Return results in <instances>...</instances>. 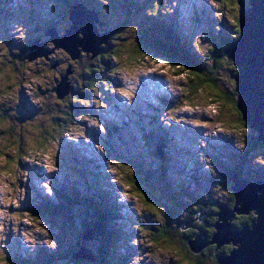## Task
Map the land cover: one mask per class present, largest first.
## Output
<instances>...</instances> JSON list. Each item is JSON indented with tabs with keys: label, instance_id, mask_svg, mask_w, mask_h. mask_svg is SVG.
Here are the masks:
<instances>
[{
	"label": "rangeland",
	"instance_id": "rangeland-1",
	"mask_svg": "<svg viewBox=\"0 0 264 264\" xmlns=\"http://www.w3.org/2000/svg\"><path fill=\"white\" fill-rule=\"evenodd\" d=\"M0 1V54L19 52L13 57L6 55L10 62L17 64L18 73L9 72L11 77L8 74L0 76V112L9 113L13 119V122L9 119L0 121V264H27L21 259L41 261L40 256L49 257L57 253L62 255V259L58 257L56 264H70V255L65 258L63 254L68 248L78 245V234L84 230L80 231L81 228L66 217L60 221L61 229L55 231L34 210L40 203L61 200L63 189L71 187V184V192L78 193L80 199L88 196L98 200V195L95 196L97 191H92L93 196H90L91 190L95 189L94 182H90L92 188L88 187V180H93L98 172L106 180L102 186L104 189H113L114 186L111 199L119 204L117 237L121 236V240L116 239L117 246L109 251L114 257L112 254L105 264H195L197 258L203 260L202 264H216L212 257L202 258L201 252L196 254L190 249L191 260L187 262L184 258L187 249H182V244L152 243L150 230L164 225L168 218L171 219L172 213L185 216V211L192 210L197 200L207 203L205 212L208 216L214 212L213 202L224 204L230 201L231 187L235 186V182L227 180L226 183L230 173L227 170L245 161L240 157L242 153L246 154L242 141L254 133L244 128L238 110L219 100L207 88L194 95L187 93L191 75L183 64L173 67L161 56L142 59V54H139L131 58V41L139 38V32L134 24L130 27V22L122 33L130 37L126 36L128 41L118 40L112 45L113 48L122 46L118 52L119 59L107 56L110 66L104 67L107 77L99 87L101 92L88 89L92 101L81 104L86 106L85 110H81L80 105L70 106V100L84 93L87 89L84 86L88 84L82 77L77 76L76 79L70 73L68 78L75 92L71 98L61 102L54 92L58 87L65 89L60 76L70 62L79 75L86 58L71 61L62 46H56L51 40V30L47 27L39 29V25L52 23L60 35L64 34L72 24L69 3L64 0ZM116 1L110 0L106 9L116 13L119 19L129 17L123 11L127 6L124 7L122 1ZM237 1L133 0L139 4L138 7L154 5V11L159 6V14L152 16L150 22L174 23L181 41L199 54L198 46L201 53H207L212 45L220 42L222 36L227 40L234 38V20L240 10ZM246 1L250 4V0ZM76 2L71 6L78 5ZM99 15L102 16L101 13ZM35 39H39L41 45L35 50L42 53L27 59L26 46ZM94 39V42L99 40L97 34ZM51 64L55 67L51 68ZM220 71L224 78H228L226 66ZM226 84L224 82L223 85ZM162 99L166 103L165 99L170 101L169 106H165ZM65 111L73 121L69 131L55 138L41 134L42 128L49 126L47 116L64 114ZM153 114L159 118L154 124L158 131L151 128L147 121L153 120ZM111 120L113 126L118 125L125 133L123 138L129 140L128 145L135 143L137 149L142 147L143 168L133 169L135 164L127 151L123 159L130 166L108 160L104 138L109 136L108 123ZM157 133L167 137V145L171 144L174 151L170 157L166 158L165 148L153 138L150 140L143 136L156 137ZM21 136L24 138L23 149L17 152ZM46 136L48 139H45ZM41 141L43 144L40 146ZM70 155L81 161L87 174L78 166L74 167L76 163L70 162ZM248 156L249 167L246 168L250 174L264 167L253 155ZM147 168L153 173L150 177L147 176ZM247 170L244 174L248 173ZM134 176L139 179V186L147 189L146 195L126 182ZM164 176L173 186L172 195L164 193L163 187L159 186ZM257 177L262 178L261 175ZM175 202L183 204L179 213L175 209L169 210ZM245 216L248 215H236L231 223L236 224ZM205 218L199 217V220L204 222ZM141 227H147L146 235ZM85 234L91 235L92 232L85 230ZM92 238L88 241L82 239L92 243ZM80 264L96 263L81 261Z\"/></svg>",
	"mask_w": 264,
	"mask_h": 264
},
{
	"label": "trees",
	"instance_id": "trees-1",
	"mask_svg": "<svg viewBox=\"0 0 264 264\" xmlns=\"http://www.w3.org/2000/svg\"><path fill=\"white\" fill-rule=\"evenodd\" d=\"M78 4L85 5L90 11L96 14V17L98 19L96 25L99 29L100 33H107L109 34L107 41L103 43L101 47V51L97 53L96 55L92 52H86L81 51L80 56L76 58L77 60L83 61V57H85V61H83V65L80 70V74L77 75V70L73 67L72 62L69 63L68 67L64 70L63 74L60 76V78H64L67 76V82L70 87V91L68 94H65L63 97H60L56 89H54L55 95L58 100H61L63 102L66 99H69L73 96V93L75 92L74 85L71 84L69 77V74L71 73L73 77L77 79V76L82 77V80L84 82H88L84 87L87 89L84 93H79L76 95L77 97L74 100H70L69 104L70 106L74 107H81V110H85L84 105L81 106L82 103H86L87 101L90 102L91 100V93L88 89H95V91L101 92L99 90V87L106 82L104 79L106 76V73L104 71V67L110 66V58H107V56L113 57L114 59H119L118 52L121 50L122 46L119 45L117 48H113L112 45L118 42V40L122 41H128L127 37L124 36L122 33L126 29V25L130 22V27L132 25H135V29L139 32V38L135 39L134 41H131L132 46H130V49L132 54L131 58H134L135 56H138L139 54H142V59L145 58H151L155 56H161L165 62L169 63L171 66L175 67L179 64H183L187 71H189L191 78L188 83V90L187 93H190V95H194L198 93L199 91L207 88L211 90V93L216 95V97L221 99L226 104L232 105L236 110V103H237V93H236V84H235V75L238 74L237 67L233 64V60L229 59L225 53V49L227 46H229L230 42L233 40L239 39L241 36L240 33V24H239V15L234 20L235 27L233 28L234 33L232 37L233 39L227 40L222 36V39L224 38V41L220 38V42H217L214 46L212 45L209 48V52L207 53H201V48L198 46L197 50L199 53H196L193 48H189L185 42L181 41V38L179 35L178 29L174 27L173 24H168L169 22L163 23L162 21L159 23H151V17L156 16L159 14V6L156 8V11H154V5L150 7L141 6L138 7L139 4H136V2H133V0H119L122 1L124 4L125 9L123 10L124 13H128V16H126V19H119L117 14H113L111 11L106 9V5L109 4L110 0H76ZM116 1V0H113ZM63 2L69 3L71 7V3L75 4V0H64ZM117 2V1H116ZM1 3V1H0ZM1 6V5H0ZM251 4H246V8H250ZM98 8H101L103 12H101ZM106 9V10H105ZM69 10V8H68ZM139 11V12H138ZM101 13L102 16L99 15ZM70 15V10H69ZM140 15V16H139ZM141 18H139V17ZM72 23V21H71ZM44 24L39 25V29L42 27H47L49 30L56 29L55 26H53L52 23L43 26ZM57 25V24H56ZM73 23L70 25L69 28L65 29L64 34H67V31L71 28ZM102 28V30H100ZM46 31V30H44ZM49 32V31H48ZM42 34H47V32H42ZM61 34V35H64ZM82 36V34H80ZM130 38V37H128ZM36 40V39H35ZM35 40H31L28 42L26 48L28 49L27 53V59L31 55V45L34 44ZM197 44V43H196ZM63 51L68 55L70 60H75V58L72 57V55L63 49ZM8 54L9 57H13L14 55L19 54L17 51H9L6 54H0V76L2 74H8V77H11L12 74L9 72L17 74L19 69L17 68V64L15 62H10V58L6 55ZM130 55V54H129ZM118 57V58H117ZM139 59H141L139 57ZM76 61V60H75ZM10 64V66L8 65ZM57 64V63H55ZM8 65V66H7ZM226 66V69L228 71V78H224L221 74V69H223ZM51 68H54L55 66L53 64L50 65ZM8 69V72H5V70ZM183 71L182 73H184ZM67 73V75H66ZM13 74V75H15ZM108 82V81H107ZM225 83V85H223ZM59 83V78H58ZM57 83V84H58ZM213 100V97L210 98ZM99 101V98H97ZM96 100V101H97ZM162 102L163 104H169L171 103L167 99ZM218 102V101H217ZM216 103V102H215ZM76 104V105H75ZM103 105V102H101ZM157 110V109H156ZM239 112V110H238ZM85 113V112H83ZM47 114V113H46ZM50 114V113H49ZM67 111L64 112V114H50V116H47L48 119V127H43L41 134L50 135L52 138H55L60 133H65L71 129L73 126V121L67 116ZM164 115V114H163ZM240 121L242 122V125L246 130L252 131L251 128H249L246 123L243 121L241 117V113L239 112ZM165 118V115H164ZM9 119V122H13L12 117L9 115V113L0 112V121H7ZM19 119H22L19 117ZM153 120L148 119V124L153 128L155 131H158V129L154 126V124H157V120H159L158 115L153 114L152 118ZM111 120L108 125L109 127V136L107 138H104V141L107 143V158L108 160H115L119 162V165L121 163H127L124 161L125 157V151L128 152L129 156L131 157V160H133V163L135 166L132 165L133 169L136 170L135 167L139 169L143 168L142 161L144 159L143 150L135 146L136 144H130L128 145L129 140H127L124 136V132L121 131L118 128V125L113 126ZM21 122V121H20ZM13 126V124H10ZM12 129H15V127H12ZM55 136V137H54ZM146 138L150 139L153 138L161 147L165 148L164 155L167 157H170V155L173 154V151L171 149V144H166V136L164 135H158L155 137L154 135L148 136L143 135ZM116 139H119V141H116ZM23 136L20 137V142L18 144V151L21 152L23 147ZM44 139V138H43ZM45 139H48V136H46ZM43 141L40 142V146L43 144ZM169 143V142H168ZM242 145L244 146L246 150V154H243L240 156L245 161H241L238 165L230 167L228 171L230 173L232 171H237L242 176L247 177L249 181H253L255 177L258 175H261L262 178H264V167L261 166L257 170H254V174H250V171L247 170L249 167L247 164V160H250L248 155H253L255 160L260 161L262 165H264V144L258 140V134L254 132L252 135H250L248 138L244 139L242 141ZM124 147H126L124 149ZM71 157L70 162L75 161L76 165H74L75 168L77 166L84 172L85 169H83V166L80 164V160L74 158L73 155H70ZM262 161V162H261ZM84 162V161H82ZM84 164V163H83ZM148 164V163H147ZM130 166V165H129ZM86 167H88V163L86 162ZM247 167V168H246ZM247 170L248 173L244 174V170ZM79 171V172H82ZM87 171H85L86 173ZM147 176L150 177L152 174L150 170L147 168ZM87 174V173H86ZM225 175V174H224ZM122 178H124L123 175H121ZM154 177V176H153ZM227 177V174L224 176ZM86 179V176L85 178ZM251 179V180H250ZM94 182L95 189L92 191H97L95 194L98 200H93L92 197L85 196V198H79L80 196L78 193L71 192L73 190V186L71 184V187H67L63 189V194L61 196V200H58L56 202L53 201H47L44 203H40L34 210L37 216L43 217L52 227L53 229L58 230V228L61 229L60 221L64 218L71 219V222H75L78 225V228L81 230H84L80 232L79 239L77 240L78 245H73L72 249L68 248V251L63 254V256L66 258L68 255H70V264H80V262H84L80 259H75L74 256L78 252V250L82 248H86L89 250V252L94 256L95 263L96 264H105L108 263L112 254L110 249L112 247V251L117 246L116 239L121 240V236L119 235V226H118V219H119V212H118V206L119 204L111 199L112 190L115 191V188L113 189H104L102 186L106 180H104L103 175L98 172V174H94V178L88 180V187H93L92 183ZM129 186L138 188L140 190L142 195H146L145 192L147 191L146 188H142L139 186L138 182L139 179L134 176L133 178H128L127 181ZM71 183V182H70ZM161 187H163V192L172 195L171 188L173 187L170 181L167 179V176H164L162 178V182L160 181ZM65 190V191H64ZM174 191V190H173ZM175 199V197H172ZM230 201L227 200L224 204L220 203L221 205H224L227 208L233 207L235 203V194L233 189L230 191ZM100 199V200H99ZM172 200V199H171ZM175 201V200H174ZM179 202V200H178ZM178 202H175L174 206L170 209H175L177 212L179 211V207H182ZM213 208V213L208 216L206 215V204L204 202H198L193 207L192 210L185 211L186 215L181 216L180 214H173L171 219H167V221L164 223L163 227L160 225V228L158 229H151V240L152 243H165L170 246H182V249H187L185 254V260L189 262L191 260L190 258V252L191 250L190 243L194 240H196L197 236L201 234L205 242H209L212 238L214 233L216 232L215 224L217 223L216 220V214L220 210L219 208V202L215 201ZM185 208V207H184ZM179 213V212H178ZM171 215V214H170ZM205 216L204 222L199 223L194 220H199L200 216ZM181 216V217H180ZM172 218L174 219L175 223L172 224ZM256 218V216L248 215L245 216L243 219H241L239 222H237L235 225L238 226V229H242L244 226L252 224L253 220ZM184 227L188 229H184ZM52 229V231H53ZM147 227H141V230L143 231V234L146 235ZM85 230H91L94 233V239L92 243L85 242L83 238V234L85 233ZM56 235V233H54ZM58 235V234H57ZM61 235V234H60ZM58 235V236H60ZM57 236V237H58ZM182 244V245H181ZM213 247L210 248V245L205 247L202 252L200 253V256L203 258L204 256L212 257L216 264L219 263V256L218 254H221L220 256L226 257L228 256L231 251L234 249L232 246L223 247L220 250H216V244L212 245ZM61 254V253H60ZM41 261H29L28 258L21 259L24 263L27 262V264H56V260L58 257L62 259V255L59 256L58 253L56 255H51L49 257H46L44 255L40 256ZM114 257V254H113ZM198 260L195 261V264H202L203 260L197 258ZM87 262V261H86ZM92 263V261H89ZM94 262V261H93ZM194 264V263H193Z\"/></svg>",
	"mask_w": 264,
	"mask_h": 264
},
{
	"label": "water",
	"instance_id": "water-1",
	"mask_svg": "<svg viewBox=\"0 0 264 264\" xmlns=\"http://www.w3.org/2000/svg\"><path fill=\"white\" fill-rule=\"evenodd\" d=\"M237 3L240 5L241 36L230 42L225 53L238 69V74L234 77L237 93L236 107L246 125L258 134V140L264 144V0H250V8H246V0H238ZM81 5L83 6L78 4L70 7L69 19L73 25L66 35L61 36L55 29L49 32L56 46H62V49L68 51L75 59L80 56L82 50L95 55L99 53L100 46L109 36L107 33L99 32L96 14ZM96 34L99 40L94 42ZM39 44L40 40L37 39L31 45L30 59L42 53L35 50L41 46ZM63 83L65 89L61 90L58 87L56 90L60 97L70 91L67 76L63 78ZM227 180L235 182V186L231 187L235 194L234 208H227L220 204V212L216 214V232L213 238L205 242L204 237L199 234L196 240L190 243L191 251L197 254L213 244H216V250H219L222 246L229 244L234 249L226 257L219 256L220 264H264V178L257 177L253 182L237 171H232L226 183ZM251 214H255L256 218L252 224L242 229H238L237 225L231 223V219L236 215ZM184 229L187 228L184 227ZM91 232V235L84 233L83 239L88 241L90 237L94 238V233ZM74 258L95 261L89 250L82 247Z\"/></svg>",
	"mask_w": 264,
	"mask_h": 264
},
{
	"label": "bare ground",
	"instance_id": "bare-ground-1",
	"mask_svg": "<svg viewBox=\"0 0 264 264\" xmlns=\"http://www.w3.org/2000/svg\"><path fill=\"white\" fill-rule=\"evenodd\" d=\"M252 215V214H251ZM254 216H255V214H253ZM227 245H229V244H227Z\"/></svg>",
	"mask_w": 264,
	"mask_h": 264
}]
</instances>
